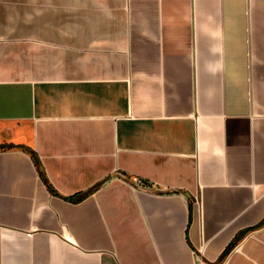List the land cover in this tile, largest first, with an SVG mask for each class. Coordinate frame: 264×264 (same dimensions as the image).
<instances>
[{"label": "crops", "instance_id": "crops-1", "mask_svg": "<svg viewBox=\"0 0 264 264\" xmlns=\"http://www.w3.org/2000/svg\"><path fill=\"white\" fill-rule=\"evenodd\" d=\"M0 264H264V0H0Z\"/></svg>", "mask_w": 264, "mask_h": 264}, {"label": "trees", "instance_id": "trees-1", "mask_svg": "<svg viewBox=\"0 0 264 264\" xmlns=\"http://www.w3.org/2000/svg\"><path fill=\"white\" fill-rule=\"evenodd\" d=\"M31 154H32V158L34 160V163L36 164V167L38 169V173H39L40 177L42 178L44 183H46V185L49 187L50 185L48 183V180H47V177H46V175L44 173V170H43V168L40 165L38 157L32 151H31Z\"/></svg>", "mask_w": 264, "mask_h": 264}, {"label": "built area", "instance_id": "built-area-1", "mask_svg": "<svg viewBox=\"0 0 264 264\" xmlns=\"http://www.w3.org/2000/svg\"><path fill=\"white\" fill-rule=\"evenodd\" d=\"M135 181H136L138 184H141V185L145 184V181H144L143 179H141V178H136Z\"/></svg>", "mask_w": 264, "mask_h": 264}]
</instances>
